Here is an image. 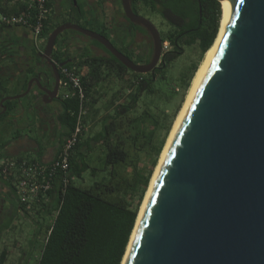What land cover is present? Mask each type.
Here are the masks:
<instances>
[{"label": "water", "instance_id": "1", "mask_svg": "<svg viewBox=\"0 0 264 264\" xmlns=\"http://www.w3.org/2000/svg\"><path fill=\"white\" fill-rule=\"evenodd\" d=\"M132 1L121 0L127 19L152 36L149 64H136L97 32L65 23L24 67L22 84L33 76L26 92L0 99L4 114L7 100L56 99L59 69L70 61L57 64L53 53L67 31L98 42L135 73L153 72L162 38L134 13ZM217 1L225 5L221 41L171 139L124 264H264V0Z\"/></svg>", "mask_w": 264, "mask_h": 264}, {"label": "trees", "instance_id": "2", "mask_svg": "<svg viewBox=\"0 0 264 264\" xmlns=\"http://www.w3.org/2000/svg\"><path fill=\"white\" fill-rule=\"evenodd\" d=\"M70 4L73 17L69 22L84 20L86 16L84 12L79 14V4L75 6L72 0ZM48 6L52 8L50 0ZM145 8L168 25V30L161 34L168 50L163 52L153 72L135 73L111 54L102 57L88 52L78 62L74 58L66 65L76 67L80 74L84 68L88 70L82 77L87 110L91 104L99 105L105 99L98 108V116L104 112L99 121L101 131L86 141L83 136L75 148L68 184L64 183L63 173L56 177L48 194L50 202L41 204L36 212L33 240L23 252L25 257L20 264H31L41 236H45V241L37 264H122L124 260L154 167L180 109L177 107L170 116L161 107V102L169 104L172 98L164 90L169 85L171 67L186 50L198 51L197 60L175 85L174 92L178 88L187 93L201 61L218 38L222 16V5L217 0L132 1L135 14ZM26 9L27 5H23L15 13ZM49 19L43 30L47 37L51 31ZM94 43L98 46V42ZM59 55L54 56L55 60L65 61L63 54ZM109 93L110 98L106 97ZM81 106L78 96L63 98V110L58 117L64 130L60 149L77 126ZM94 144L104 148L98 167L92 166L90 155ZM143 155L152 156L153 167L149 170L143 165ZM85 174L91 180L88 187L76 181L84 180ZM21 209L27 217H33L24 206ZM49 217L53 219L49 221ZM8 257L5 248L0 254V264H6Z\"/></svg>", "mask_w": 264, "mask_h": 264}, {"label": "crops", "instance_id": "3", "mask_svg": "<svg viewBox=\"0 0 264 264\" xmlns=\"http://www.w3.org/2000/svg\"><path fill=\"white\" fill-rule=\"evenodd\" d=\"M95 1L98 2V0ZM29 2H31V0H0V11L15 13ZM50 2L53 8L52 16L49 19L51 34L54 29L68 23L69 20L72 19L73 13L69 0H50ZM94 6L92 9H94ZM92 9L88 11L90 15L94 13ZM91 17L93 18L91 21L84 19L79 20V22L75 24H79L83 28L88 26L94 27V25H96V20L94 15H91ZM65 33L59 36L55 51L60 55L63 54L62 58L64 60H68V56L64 55V49L65 44L68 43L67 35L69 34ZM49 36L47 37L42 34V40L39 46H36L38 52H43L45 50ZM33 37L32 30L28 28H0V94L1 92L5 93L4 96H0V99L21 96L26 92L28 82L33 76H28L27 82L23 85L22 73L24 65H28L30 61L34 60L32 52V47L34 46ZM74 40V49L76 48V50H78L80 45H76V38ZM83 42L86 44L82 51L78 50L74 56L77 62L80 58L84 57L86 52L93 56H98V46H95L91 41L87 43V40H83ZM69 61L71 62V60ZM56 62L59 63L58 61ZM87 71V68H84L81 71V75H85ZM95 91H98V87ZM62 92L64 93V90H62ZM94 95L98 98V93ZM93 105V107L90 106L88 118H86L85 141L96 137L101 131V125L98 124V102ZM4 106L7 107V112L5 114L4 109L0 107V163L5 159L22 158L36 159L44 163L51 162L55 158L60 147L57 145V140L59 136H61L62 139V134L64 133L58 119L61 114V109L59 110V115L55 114L53 111L49 112L52 110V107L44 108L39 104H35L31 96L25 97L21 101L7 100ZM98 125L100 127H98ZM93 126L95 132L91 131V127ZM31 147H34L36 151H31ZM97 147L98 150L104 151V148L98 144L93 145L92 151H95ZM23 215H25L24 211L16 201L12 188L3 176L0 175V237L6 233L8 229L12 227L15 228ZM7 218L11 221L9 228H7L5 224Z\"/></svg>", "mask_w": 264, "mask_h": 264}, {"label": "built area", "instance_id": "4", "mask_svg": "<svg viewBox=\"0 0 264 264\" xmlns=\"http://www.w3.org/2000/svg\"><path fill=\"white\" fill-rule=\"evenodd\" d=\"M27 9L20 13H4L0 11L1 27H23L33 32L35 45L38 47L42 40L45 22L52 15V8L48 6V0H31ZM61 87L64 90V99L78 96L81 101V109L77 126L72 135L66 139L56 158L49 163L32 159H5L0 163V175L13 188L18 204L24 206L33 216L40 209V205L50 202L51 190L55 179L64 174V183L68 184L70 161L75 148L81 142L85 133L84 117L87 116L86 91L82 75L76 68L64 66L61 69Z\"/></svg>", "mask_w": 264, "mask_h": 264}, {"label": "flooded vegetation", "instance_id": "5", "mask_svg": "<svg viewBox=\"0 0 264 264\" xmlns=\"http://www.w3.org/2000/svg\"><path fill=\"white\" fill-rule=\"evenodd\" d=\"M69 3H70V0H69ZM77 3L79 4V6H77L78 4L75 5L73 2L75 6L80 8L79 14L80 13L82 14L84 12L85 14L84 16H86V18L84 17L85 20L87 19L91 21L93 19L91 15H94L95 20H96V25H94V27L88 26V27H85V29L92 30L106 37L108 40H110V42L113 44V46L117 50H119L121 53H123L128 58H130V55L135 54L136 56L133 58V60H136L137 62L140 61V63H138L139 65H147L151 62L152 57H153V50H154L152 36L149 32H147L145 28L138 26V25H134L127 19L121 0H98V2H96L95 0H77ZM93 6H94V9H92ZM91 9L94 13L90 15V12L88 11ZM136 14L149 19L147 16L144 15L142 11ZM65 34L70 35V36L67 35L68 36L67 38L69 39V41L68 43L65 44V49H64V55L68 56V60L57 63L54 56L58 53L57 51L54 50L53 60L57 64H62L69 60L72 61L73 58H75L74 56L76 55L78 50L82 51L84 45L86 44L85 42H83V40H87V43H89V41L94 43V41H92L90 38L80 33L74 32V31H68ZM75 38L77 39L76 45H80V47H78L79 48L78 50H76V48L74 49V44H75L74 39ZM33 41H34L33 42L34 46L32 47V50H33L32 52L34 56L33 58L38 59V55L42 51L41 52L37 51L35 40ZM107 54L109 55L110 53L101 44L98 43V56L107 57L108 56ZM25 66L27 65H24V67ZM43 67L47 69L49 68L51 71V76H53V71L51 67H48L47 65H44ZM61 69L62 68L59 69L60 72H61ZM61 81H62V76H61ZM53 88H55L54 80H52V85H51V89ZM62 90L63 89L61 87V82H60V87H59L56 99L50 102L49 97L44 99L43 98L44 94H41L38 97V100L36 101L37 104L43 106L44 108L52 107V110H50L49 112L53 111L55 114L59 115L63 110L62 102H63L64 93L62 92ZM60 109L61 111L59 113ZM61 140H62L61 136H59V139L57 140L58 147L61 145ZM60 150L61 149L59 147L58 152ZM31 151H36V149H34V147H31ZM57 154L55 155V158Z\"/></svg>", "mask_w": 264, "mask_h": 264}, {"label": "rangeland", "instance_id": "6", "mask_svg": "<svg viewBox=\"0 0 264 264\" xmlns=\"http://www.w3.org/2000/svg\"><path fill=\"white\" fill-rule=\"evenodd\" d=\"M142 12L144 13L145 16H147L151 20V22L154 24V26L158 29V31L161 34L165 33L168 30L167 23L160 16L150 13L147 10V8L143 9ZM222 14H223V12H222ZM222 16H221L220 30H221V26H222ZM219 33H220V31H219ZM163 49H164L163 52L168 50V44L163 45ZM135 56H136L135 54L130 55L129 59L132 60L133 62L137 63L136 60H133V58ZM197 56H198V51L196 49L186 50L185 54L183 56H181V58H179V60H177V62L171 67V71H170V74H169L170 75L169 85L166 86V88L164 90L166 91L167 95H172V98L169 100V104L161 102L162 103L161 107L164 108L167 111L166 113L168 115L170 114V116L175 113V110L177 109V107L180 108L179 112L176 115L173 127H175L174 126V125H176L175 122H177V120H178V118L180 116V113L183 110V107H184V105H185V103H186V101L188 99V96H189V93H190V89L192 88L194 79L196 78V75L199 72V70H200V68H201V66L203 64L206 55H205L203 61H201L199 69L196 72V74H195V76H194V78L192 80L191 86H190V88H189L187 93L184 94L183 91L181 89H178V88L174 92L175 85H176V83H178L179 78L181 77L182 73H184L197 60ZM113 82L115 84L118 83L116 80H114ZM106 97L110 98V93L108 95H106ZM104 100L101 101V103L98 105V108L103 106ZM107 100H109V99H106V103L108 102ZM91 106L93 107L94 105L91 104ZM103 114H104V112H102V114H100L98 116V124H99V121H100L101 117L103 116ZM166 123H168V121ZM98 127H100V126L98 125ZM173 127H172L170 135H169V137H168V139L166 141V144H165L163 152H162V154L160 156V159L157 162L156 167H154L152 179H153V177H154V175L156 173V170H157V168L159 166L158 164L161 161L162 155H163V153H164V151L166 149V146L168 144L169 138H170V136H171V134L173 132V129H174ZM91 131L95 132L94 126L91 127ZM102 153H103V151L98 150V147H97V149L95 151L91 152L90 155H91V159H92V166H94V167H98L99 166V163H98L99 161L98 160L102 157ZM143 161H144L143 165H145L148 168V170L153 167L152 156L143 155ZM152 179H151V181H152ZM76 181H77L78 185H81V186H84V187H88L91 184V180H90L88 174L84 175V180H82V181L81 180H76ZM150 186H151V182H150ZM150 186H149V189H150ZM149 189H148V191L146 193L145 199L147 197ZM145 199H144V202H145ZM144 202H143L142 206L144 205ZM142 206H141V209H142ZM141 209H140V212H141ZM35 217L36 216H33V217H29L28 216L27 217L26 215H23V217L20 219V222H18V224H17V226H15V228L12 227V228L8 229V231L6 233L1 235V237H0V254L2 253V251L5 248L9 251V257L7 259L6 264H20L19 263L20 259L21 258L23 259V257H25L23 255V252L26 251V249H27V247L29 245V242L33 240V235H34V231H35V228H36V219H35ZM51 219H53V217H49L48 220L50 221ZM10 222L11 221L9 220V218H7L6 221H5V224L8 225V224H10ZM44 241H45V236H41L39 242L36 245V252H35V255H34V258H33L32 262H31V264H37V260L39 258V254H40V251H41V249L43 247Z\"/></svg>", "mask_w": 264, "mask_h": 264}, {"label": "bare ground", "instance_id": "7", "mask_svg": "<svg viewBox=\"0 0 264 264\" xmlns=\"http://www.w3.org/2000/svg\"><path fill=\"white\" fill-rule=\"evenodd\" d=\"M221 5H222V12H223L222 15H223V16H222V26H221L220 33H219V35H218V38H217L215 44L213 45V47H212V48L208 51V53L206 54V57H205V59H204V62H203V64H202V66H201L199 72L197 73L196 78L194 79V82H193L192 88L190 89V93H189L188 99H187V101H186V103H185V105H184V107H183V110H182V112L180 113V116H179L177 122H175L176 125H174L175 127H173V128H174V129H173V132H172V134H171V136H170V138H169L168 144H167L166 149H165V151H164V153H163V155H162L161 161H160V163L158 164L159 166H158V168H157V170H156V173H155V175H154V177H153V179H152V181H151V186H150L149 192H148V194H147V197H146V199H145L144 205L142 206L141 212H140V214H139V218H138V222H137V225H136L135 231H136L137 226H138V224H139V221H140L141 215H142L143 210H144V208H145V205H146V202H147L148 196H149V194H150V191H151L152 185H153V183H154L155 177H156V175H157V172H158V170H159V167H160V165H161V162H162V160H163V158H164V156H165V154H166V151H167L168 146H169V144H170V142H171V139H172V137H173V135H174V133H175V131H176V128H177V126H178V124H179V122H180V120H181V118H182V116H183V114H184V112H185V110H186V107H187V105H188V103H189V101H190V99H191V96H192V94H193V92H194V90H195V88H196V86H197V84H198V82H199V80H200V78H201L203 72L205 71V69H206V67H207V65H208V63H209V61L211 60V58H212V56H213V54H214V52H215V49L217 48L218 44H219L220 41H221L222 33H223V26H224V23H225V5H224V1L221 2ZM135 231H134L133 236H132V238H131V242H132V239H133V237H134ZM131 242H130V245H131ZM129 248H130V246H129ZM129 248H128V251H129ZM127 254H128V252H127ZM126 258H127V255H126L125 259H124L123 264L125 263Z\"/></svg>", "mask_w": 264, "mask_h": 264}, {"label": "clouds", "instance_id": "8", "mask_svg": "<svg viewBox=\"0 0 264 264\" xmlns=\"http://www.w3.org/2000/svg\"><path fill=\"white\" fill-rule=\"evenodd\" d=\"M164 50V49H163Z\"/></svg>", "mask_w": 264, "mask_h": 264}]
</instances>
